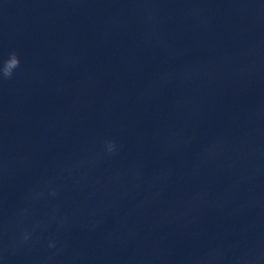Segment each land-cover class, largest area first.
<instances>
[{
	"label": "clouds",
	"instance_id": "clouds-1",
	"mask_svg": "<svg viewBox=\"0 0 264 264\" xmlns=\"http://www.w3.org/2000/svg\"><path fill=\"white\" fill-rule=\"evenodd\" d=\"M20 67V58L18 54L13 51L8 54V57L0 61V82L10 80L13 78L15 71ZM105 150L108 153H112L116 150V144L112 141L105 142ZM55 195V192L52 193ZM30 239V234L25 232L23 234L22 240L28 241ZM49 247L54 248L55 242H50Z\"/></svg>",
	"mask_w": 264,
	"mask_h": 264
}]
</instances>
